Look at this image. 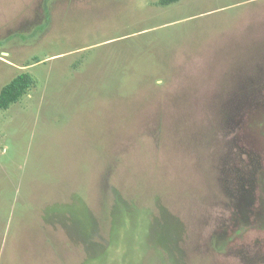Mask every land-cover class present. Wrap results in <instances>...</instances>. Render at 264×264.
Here are the masks:
<instances>
[{"label": "rangeland", "instance_id": "obj_1", "mask_svg": "<svg viewBox=\"0 0 264 264\" xmlns=\"http://www.w3.org/2000/svg\"><path fill=\"white\" fill-rule=\"evenodd\" d=\"M0 264H264V0H0Z\"/></svg>", "mask_w": 264, "mask_h": 264}, {"label": "trees", "instance_id": "obj_2", "mask_svg": "<svg viewBox=\"0 0 264 264\" xmlns=\"http://www.w3.org/2000/svg\"><path fill=\"white\" fill-rule=\"evenodd\" d=\"M179 0H161L163 6L176 3ZM32 77L20 73L0 90V110H6L15 104L32 86Z\"/></svg>", "mask_w": 264, "mask_h": 264}]
</instances>
